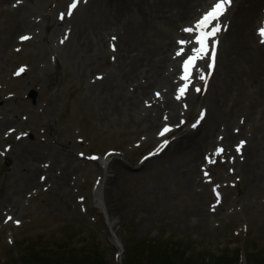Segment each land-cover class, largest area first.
Returning a JSON list of instances; mask_svg holds the SVG:
<instances>
[{
	"label": "rangeland",
	"instance_id": "rangeland-1",
	"mask_svg": "<svg viewBox=\"0 0 264 264\" xmlns=\"http://www.w3.org/2000/svg\"><path fill=\"white\" fill-rule=\"evenodd\" d=\"M213 1L195 3L193 25L191 16L177 21L181 16L175 14V30L159 22L149 31V55L156 57L160 45L173 42L183 51L170 45L171 52L181 53L165 70L176 83L174 93L166 92L170 88L166 84L152 86L141 107L133 110L125 99L137 95L147 77L125 78L130 59L118 35L110 32L103 46L100 35L88 33L81 42L76 35L73 23L91 0H79L71 16L67 12L72 0H0V260L19 254L22 258L33 241L41 250L66 236L73 245L80 244L83 235L108 248L113 264H152L142 248L161 238H171L185 251L184 262L190 258L203 264V257L239 246V264H264V183L248 180L227 153L230 149L244 158V150L257 141L264 170V111H259L263 107L251 110L250 100L243 102L230 124L229 145L220 146L225 151L216 154L220 143L207 147L194 173L183 159L172 158L171 145L146 158L166 140L161 135L164 124L174 126L173 140L183 139L210 111L207 101L214 80L212 85L211 78L200 85L194 79L180 96L177 75L184 56L197 48L180 43L198 35L184 29L194 27L200 16L194 13ZM206 68L197 71L196 79ZM108 79L123 93L121 102L105 93ZM169 94L178 102V115L170 109L151 110L155 98ZM149 113H158L154 141H149ZM241 141L245 143L237 152ZM105 158L110 159L107 165ZM99 187L100 206L95 194ZM105 211L114 220L113 230L123 248L113 242ZM12 264H22V259Z\"/></svg>",
	"mask_w": 264,
	"mask_h": 264
},
{
	"label": "bare ground",
	"instance_id": "bare-ground-1",
	"mask_svg": "<svg viewBox=\"0 0 264 264\" xmlns=\"http://www.w3.org/2000/svg\"><path fill=\"white\" fill-rule=\"evenodd\" d=\"M198 1L91 0L89 5L85 6L83 16L75 19L73 25L77 29L76 35L79 34V42L84 35L91 33L100 35L101 46H103L110 32L118 35V40L130 59L131 68L127 72L124 71L126 72L124 73L125 78L132 79L134 75L147 77V83L141 82L138 85L137 95L125 99L127 105L133 110H137L147 98L146 96L150 94L152 86L166 84L170 87L166 92L172 91L171 93H174L172 87L176 84L174 79L171 81L172 73L165 70L167 66H172L179 59L174 50L171 52L170 45L180 46L175 45L174 42L168 46L160 45L156 57L153 52L149 55L147 51L150 50V41L147 40V34L151 29L158 26L159 22H162V25H172L175 30L178 25L174 21L175 14H177V18L181 16L177 21H188L187 19L191 16L193 20L190 24L193 25L195 18L192 11L195 10V3ZM206 2L204 3L205 7ZM172 6L176 7V10L175 8L171 9ZM263 8L264 0H233L230 7L232 14L230 13L231 16L229 14V21L226 22L228 28L224 31L223 27L221 33H218L222 35V38L218 36L221 43L217 54V68L211 80V85L213 80L214 84L207 101L210 111L200 125L189 129L185 138L173 140V145L171 144V149L173 147L172 158L183 159L186 164L191 166V173L196 171L201 154L207 147L213 143H220L218 147L224 146V143L229 145L233 137L230 124L235 120L236 112L242 108L243 102L250 100L249 108L251 110L263 107L259 111H264V42L259 41V39L264 38L259 31L262 28L259 19H261ZM200 13L196 11L194 15ZM223 17L221 16L220 19ZM180 30L182 31L179 27V32ZM179 32L176 30L175 34ZM193 44L191 41L190 45ZM80 45L84 44L80 43ZM153 50H155L154 47ZM92 51L94 52V50ZM101 51L103 54L104 50L101 49ZM203 61L201 58L199 70H203L202 68L205 66H201ZM93 64L95 65L94 62ZM208 70L209 67L207 68V75H209ZM195 74L194 71L192 76ZM206 80H208L207 76ZM103 88L106 90L105 93L112 98L119 102L122 101L123 93L114 89L113 81L106 80ZM194 98L196 95H193ZM177 104L178 102L169 94L165 98L164 96L159 99L155 98L151 110H158L159 112L160 109H170L175 116L179 114ZM171 112L168 114L172 115ZM148 116L151 124L149 126V141H154L158 138V134L153 131V127L158 121V113H149ZM216 131L221 132L222 137ZM248 145L247 143L246 147ZM227 153L232 155L231 160L236 163L248 180H253L259 184L264 183V170L257 141L252 140L251 146L247 147V151L244 150L242 155L245 156L244 158L237 156L233 151L230 152V149ZM246 158V162H238V160L245 161ZM109 161V158H105L103 164L107 165ZM101 190L99 187L95 193L99 206L103 204ZM110 224H114L113 219H110Z\"/></svg>",
	"mask_w": 264,
	"mask_h": 264
},
{
	"label": "trees",
	"instance_id": "trees-1",
	"mask_svg": "<svg viewBox=\"0 0 264 264\" xmlns=\"http://www.w3.org/2000/svg\"><path fill=\"white\" fill-rule=\"evenodd\" d=\"M104 232V231H102ZM170 237V236H169ZM101 240V239H100ZM70 236H66L61 241H56L50 247H42L44 249H37L35 241L32 242L31 246L27 250L26 254H20L17 256L18 260L22 259V264H113L115 263L113 257H109L106 248H103L98 240L88 242L83 235L80 236V244L73 245ZM171 238L155 239L144 245L142 248V254L147 255L148 262L152 264H178L177 258L183 261L185 251H180L177 244H172ZM107 243L113 247L114 245L107 241ZM145 244V243H144ZM27 249V246H26ZM184 249V248H183ZM149 250V251H148ZM128 258L132 256V252L129 249ZM149 252V255L147 254ZM151 253V254H150ZM26 255V257H25ZM241 247L229 246L228 249L220 251L217 255L206 256L202 258L203 264H239L241 259ZM16 256L11 255L5 257V260H0V264H12ZM113 261V262H112ZM183 264H196L190 258L186 259Z\"/></svg>",
	"mask_w": 264,
	"mask_h": 264
},
{
	"label": "snow or ice",
	"instance_id": "snow-or-ice-1",
	"mask_svg": "<svg viewBox=\"0 0 264 264\" xmlns=\"http://www.w3.org/2000/svg\"><path fill=\"white\" fill-rule=\"evenodd\" d=\"M19 2V0H18ZM79 0H72V3L69 5V9L67 12L68 16L73 15V10H75L78 6ZM233 0H216V3L212 6L211 10L206 12L195 24L194 27L186 28L184 31L186 32H198L199 34L196 36V43L199 45L198 48L194 49L195 52L200 53L201 56L203 55H208V46H209V39L214 38L217 36V34L222 30L221 25L219 23L213 24L215 21H219L220 17L224 15V13L228 10V8L232 5ZM65 14L61 13L60 18L64 19ZM211 26L209 30V26ZM260 35L264 36V27L259 29ZM22 40H28L30 37L28 36H22ZM65 39H67V36H65ZM113 40L116 39V37H112ZM64 41L61 40V43ZM181 44L186 43V41H180ZM218 43V41H213V44ZM113 49L115 50V46H113ZM183 51V50H181ZM181 53H178V55ZM211 57H212V63L208 65L209 68H212L215 64L216 61V50L215 47L212 48L211 52ZM201 58L200 56H190L187 60L184 61V68L185 72L188 73V69L190 66L193 64V61L196 59ZM23 69H21L22 71ZM19 74V73H17ZM101 77H98L100 79ZM183 80L188 81L189 80V74H186L182 77ZM200 80H205L204 75H200L199 77ZM188 88V84L185 83L184 86L179 90L181 96L185 93V91ZM196 91H201L200 88H196ZM157 96L160 95L159 92L156 93ZM179 99V97H177ZM203 113H201V117H203ZM196 125H193L195 127ZM13 131V130H10ZM169 129L165 127L164 132H168ZM21 135H27L26 133H22ZM163 135V133H161ZM17 139H20L18 136ZM244 141H241L240 145L237 146L236 151L239 152L241 150V147L244 145ZM165 144H167V141H165ZM225 151L224 148L218 147L216 149V154H222ZM209 162H214V161H209ZM207 175V173H205ZM43 179V177H42ZM219 193L217 192V197L219 198ZM219 202V199L218 201ZM7 219L11 220V217H8ZM17 224H19V221H16Z\"/></svg>",
	"mask_w": 264,
	"mask_h": 264
},
{
	"label": "water",
	"instance_id": "water-1",
	"mask_svg": "<svg viewBox=\"0 0 264 264\" xmlns=\"http://www.w3.org/2000/svg\"><path fill=\"white\" fill-rule=\"evenodd\" d=\"M105 217H106V222H107V225L109 227V230H110V232L112 234L113 242L116 243L118 246H121L122 247L121 242H120V239L118 238V236L116 235L115 231L113 230V225L110 224V219L107 216L106 211H105Z\"/></svg>",
	"mask_w": 264,
	"mask_h": 264
}]
</instances>
